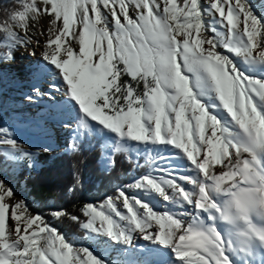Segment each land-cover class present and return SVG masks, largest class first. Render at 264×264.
I'll return each mask as SVG.
<instances>
[{
	"label": "snow or ice",
	"instance_id": "1",
	"mask_svg": "<svg viewBox=\"0 0 264 264\" xmlns=\"http://www.w3.org/2000/svg\"><path fill=\"white\" fill-rule=\"evenodd\" d=\"M15 4L0 20V59L14 61L32 43L30 23L48 19L45 43H36L58 81L49 99L61 93V111L75 113L71 150L100 133L114 152L135 148L150 162L147 174L85 204L81 215L52 217L108 248L156 254L159 264H264V7L257 12L251 0ZM44 95L37 87L25 99ZM0 146L11 159H31L7 127ZM0 264L114 262L33 214L0 179Z\"/></svg>",
	"mask_w": 264,
	"mask_h": 264
},
{
	"label": "rangeland",
	"instance_id": "2",
	"mask_svg": "<svg viewBox=\"0 0 264 264\" xmlns=\"http://www.w3.org/2000/svg\"><path fill=\"white\" fill-rule=\"evenodd\" d=\"M0 1L11 5L13 10L18 8L15 0ZM251 3L256 6L257 12H260L264 7V0H251ZM49 27L46 17L40 18L37 22H31L28 35L32 38V43L28 48H20L16 51L14 61L9 62L0 59V127L9 128L23 150L32 154L30 160L23 157L11 159L5 154L3 146H0V157H2L0 159V179L6 181L16 192L17 198L21 200H26V198L23 191V180L16 179L20 168L28 167L34 170L35 160L39 154H56L69 148L71 134L76 129L77 124L74 112L61 111L66 107L65 97L61 93H53L54 99L51 100L47 95V93L52 92L49 85L53 82L58 83L48 71L50 66L46 65L42 59L29 55L37 47L36 39L43 38L46 40V35H42V33H47ZM21 34L23 35V33ZM4 51L6 49L0 48V53ZM37 87L45 95L37 98L35 102L26 100L25 97L32 95L33 89ZM65 123L70 126L64 127ZM103 137L102 166L108 168L110 167L109 161L115 152L112 139L104 135ZM45 148H48L49 151L45 152ZM129 152L134 162H137L141 157L147 161L149 166L145 173L147 174L150 171V162L147 160L146 154L137 153L135 148L130 149ZM29 163L33 166L29 167ZM161 203L163 202L161 201ZM32 213L37 214L34 211ZM98 239L102 241L103 238ZM138 243L141 248L145 247L146 242L138 241ZM75 244L77 246H91L114 264H145V262L147 264H159L160 260L158 255L147 254L146 250L123 253L118 249L108 248L103 242L86 240L84 237L78 238Z\"/></svg>",
	"mask_w": 264,
	"mask_h": 264
},
{
	"label": "trees",
	"instance_id": "3",
	"mask_svg": "<svg viewBox=\"0 0 264 264\" xmlns=\"http://www.w3.org/2000/svg\"><path fill=\"white\" fill-rule=\"evenodd\" d=\"M12 10L11 5L0 1V20ZM75 130L71 134V142ZM77 143V151L69 147L56 154H39L35 169L21 167L16 177L23 180L30 210L45 217L73 243L84 237L83 230L67 218L54 219L53 212L63 210L69 215H81L80 210L85 204H94L113 195L118 187L144 175L149 168L143 157L134 162L129 151L115 152L111 158L115 160V166L104 168V137L100 133L86 134ZM74 186V191L69 192V188Z\"/></svg>",
	"mask_w": 264,
	"mask_h": 264
},
{
	"label": "bare ground",
	"instance_id": "4",
	"mask_svg": "<svg viewBox=\"0 0 264 264\" xmlns=\"http://www.w3.org/2000/svg\"><path fill=\"white\" fill-rule=\"evenodd\" d=\"M37 40L40 41V45H42V43L45 42V40L43 38L36 39V41ZM40 45H37V43H36L37 47L34 50L31 51V52L34 51L36 53V55L34 57L35 58H39V59H41V55H42V52H43V48Z\"/></svg>",
	"mask_w": 264,
	"mask_h": 264
},
{
	"label": "crops",
	"instance_id": "5",
	"mask_svg": "<svg viewBox=\"0 0 264 264\" xmlns=\"http://www.w3.org/2000/svg\"><path fill=\"white\" fill-rule=\"evenodd\" d=\"M109 168V167H108Z\"/></svg>",
	"mask_w": 264,
	"mask_h": 264
}]
</instances>
